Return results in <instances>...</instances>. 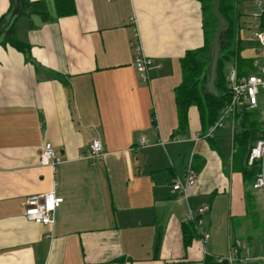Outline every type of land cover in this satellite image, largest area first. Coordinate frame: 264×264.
<instances>
[{"label":"crops","instance_id":"obj_1","mask_svg":"<svg viewBox=\"0 0 264 264\" xmlns=\"http://www.w3.org/2000/svg\"><path fill=\"white\" fill-rule=\"evenodd\" d=\"M44 1L51 20L13 22L27 53L0 35V264H203L232 247L233 264H264V196L246 199L229 127L197 139L208 127L191 105L179 128L174 91L181 58L204 44L201 2L73 0L56 16ZM138 54L152 61L146 80ZM92 139L97 161L83 157ZM45 142L56 171L40 163ZM189 167L185 200L172 185ZM49 191L63 199L53 223L28 221L25 199ZM203 204L205 246L184 238L188 210Z\"/></svg>","mask_w":264,"mask_h":264},{"label":"trees","instance_id":"obj_2","mask_svg":"<svg viewBox=\"0 0 264 264\" xmlns=\"http://www.w3.org/2000/svg\"><path fill=\"white\" fill-rule=\"evenodd\" d=\"M202 4L204 14L203 29L205 40L202 47L194 50H188L180 60L182 80L181 83L175 88V103L177 108V117L179 128H182L187 120V110L189 106L195 105L198 109L200 120L203 128L209 127L214 123L218 117L220 109L228 101V94L226 91L225 71H222V63L224 60L236 59L240 63H244L248 59L240 57V40L235 30V19L237 21L238 15L235 11V0H218V8L222 16L225 18L227 26L220 35V51L218 57L217 72L215 78V87L218 95H212L206 90V83L209 75V61L211 50V39L213 31L217 26V19L214 16L211 3L212 0H199ZM12 2V0H10ZM56 16L68 15L73 12V0H53ZM23 7L30 13H35L40 16L42 22L51 20L52 17L48 12L47 3L44 0H23ZM10 7L6 13L0 17V29L6 20ZM21 13L20 15H22ZM19 15V16H20ZM18 16V17H19ZM17 17V18H18ZM30 26L34 25L30 23ZM13 25L6 29L7 42L14 46L16 49L27 53L29 45L19 41L14 34ZM241 70V68L239 67ZM247 71L246 69L241 72ZM240 118L239 125L233 133V147L234 154L241 165V172L243 180L250 186V191L247 192L246 199H253L252 183L255 179L256 173L259 170L258 164L246 166L247 145L248 142L254 141L259 132L261 131L262 123L257 119V110L242 111L237 114ZM263 224V242H264V220ZM197 230L192 222L186 221L184 226L185 241H189ZM156 248V246H155ZM203 264H230L226 259L218 260L210 256H205Z\"/></svg>","mask_w":264,"mask_h":264},{"label":"built area","instance_id":"obj_3","mask_svg":"<svg viewBox=\"0 0 264 264\" xmlns=\"http://www.w3.org/2000/svg\"><path fill=\"white\" fill-rule=\"evenodd\" d=\"M257 11L251 15V23L249 28L253 31V37L258 44V52L260 53L257 60L261 62L260 66H254L251 61V72L239 69V64L236 59L229 62L228 69L225 72L226 91L228 101L220 109L218 117L211 124L203 135L197 137H211L218 130L225 128L226 121L229 122L231 132V140L233 133L239 125L240 118L237 114L242 111L258 110L260 94L264 93V0H255ZM138 46V50H139ZM152 64L151 59L143 55L135 56V66L143 80L147 79V69ZM261 131L258 137L251 142L250 148L247 151L246 166L253 164L259 165V170L256 173L252 183V189L260 191L264 196V120ZM144 139H142V143ZM233 146V142H232ZM234 151V147H233ZM103 156V146L99 139H92L88 146L87 154L84 158H89L92 161H97ZM40 163L50 166L53 171H56L57 165L61 162L54 147L49 142H45L39 154ZM195 184V173L192 168H188L183 179H176L172 185L174 191H177L182 198L187 200L188 190ZM63 199L56 196L54 191L46 193L32 194L25 199L24 202V217L33 223L50 225L54 221V213L56 208L61 204ZM209 211V206L201 205L196 211L188 210L186 220L192 222L197 230V235L203 246L209 241L210 234L203 227V217ZM206 251H204L205 253ZM232 254L228 257L218 258V260L226 259L230 264L236 261L237 247H232ZM244 258L243 261H246Z\"/></svg>","mask_w":264,"mask_h":264},{"label":"rangeland","instance_id":"obj_4","mask_svg":"<svg viewBox=\"0 0 264 264\" xmlns=\"http://www.w3.org/2000/svg\"><path fill=\"white\" fill-rule=\"evenodd\" d=\"M237 5H240L239 9ZM235 6L236 15H238V18L237 21L235 19L234 27L237 31V35L240 40V57L248 59L249 61H253L255 63L254 66H260L261 62L257 60V57H259L260 55V53L257 51L258 44L253 37V31L249 28V24L251 23V15L257 11L255 0H235ZM24 15L30 16L32 14L30 12L23 13L19 16V18ZM231 60L232 59L223 61L221 68L222 71H227L229 62ZM239 67L241 68V70L246 69L248 72H251V65L250 62L248 63L247 60H245L244 63H240ZM257 119L264 120V93L260 94L259 108L257 110ZM225 127L228 129V121H226Z\"/></svg>","mask_w":264,"mask_h":264},{"label":"water","instance_id":"obj_5","mask_svg":"<svg viewBox=\"0 0 264 264\" xmlns=\"http://www.w3.org/2000/svg\"><path fill=\"white\" fill-rule=\"evenodd\" d=\"M211 9L214 16L217 19V26L213 31L212 39H211L210 61H209V70H208L209 75L206 83V90L208 93L212 95H218L217 89L215 87V78H216L218 57L220 51V35L222 31L226 28L227 23L225 18L222 16V14L219 11L218 0H212ZM24 10L25 9L23 7V0H12L9 14L1 26L0 35L3 34L7 28L13 25V22L21 13H25ZM250 145L251 142L249 141L247 145L248 150L250 148Z\"/></svg>","mask_w":264,"mask_h":264}]
</instances>
